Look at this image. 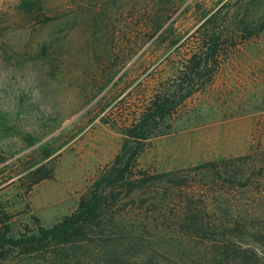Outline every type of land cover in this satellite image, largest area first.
Masks as SVG:
<instances>
[{
    "label": "rangeland",
    "instance_id": "374dc122",
    "mask_svg": "<svg viewBox=\"0 0 264 264\" xmlns=\"http://www.w3.org/2000/svg\"><path fill=\"white\" fill-rule=\"evenodd\" d=\"M22 1L0 0V235L50 228L78 209L121 152L123 128L139 118L154 72L168 56L178 62L196 51L200 26L218 15L236 48L137 163L187 182L180 192L155 185L137 193L127 220L147 223L155 251L170 262L199 264L218 248L215 237L177 233L175 217L192 198L206 229L226 232L224 240L264 264V0H32L40 3L31 12ZM157 17L167 29L150 38ZM247 26L260 32L249 36ZM246 117L249 134L223 133V123ZM210 163L216 169H195ZM40 168L53 178L29 193Z\"/></svg>",
    "mask_w": 264,
    "mask_h": 264
},
{
    "label": "trees",
    "instance_id": "16d2710c",
    "mask_svg": "<svg viewBox=\"0 0 264 264\" xmlns=\"http://www.w3.org/2000/svg\"><path fill=\"white\" fill-rule=\"evenodd\" d=\"M34 3L40 2L22 1L27 12L35 8ZM166 23L157 17L150 38L162 30L165 32ZM220 25L218 15L207 19L199 28L196 51L178 62L169 56L162 61L160 65L164 66L154 72L153 76H158L153 78V88L143 100L145 105L140 109L139 118L123 128L127 140L121 152L100 171L81 198L78 209L50 228L39 225L36 230H26L17 236L0 235V264H18L16 258L27 262L25 264H178L155 251L154 246L158 243L153 241L147 223L145 227H138L127 220V214L137 206V193L155 185H172L180 192L187 182V178L182 179L178 173L150 174L139 170L137 163L147 141L156 137L160 126L173 120L188 100L211 86L220 59L227 58L229 48H236L235 39L226 36ZM243 29L249 36L260 32V29L249 26ZM172 124L167 126L168 130L173 128ZM44 155L49 158L52 153L46 151ZM207 167L214 170L217 165L210 163L195 169ZM41 171L40 168L29 175L33 179L29 193L40 182L53 178V171L46 174ZM182 202L181 215L176 216L174 222L181 228L177 233L192 240L217 239L214 248H218L219 254L199 264H253L255 258L248 248L230 238L224 240L226 232L219 234L216 229L210 231L214 227L206 229L203 226L206 217L194 206L192 198ZM236 225L238 228L242 224ZM219 236L223 238H216ZM202 243L197 244L207 246Z\"/></svg>",
    "mask_w": 264,
    "mask_h": 264
},
{
    "label": "crops",
    "instance_id": "0c3cea01",
    "mask_svg": "<svg viewBox=\"0 0 264 264\" xmlns=\"http://www.w3.org/2000/svg\"><path fill=\"white\" fill-rule=\"evenodd\" d=\"M252 122L250 118H238L236 120H231L229 122H225L222 125V130L224 134L227 133H250Z\"/></svg>",
    "mask_w": 264,
    "mask_h": 264
}]
</instances>
